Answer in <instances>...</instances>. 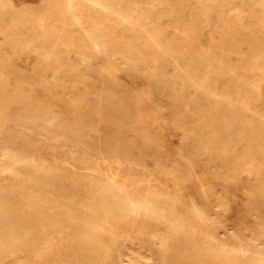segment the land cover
Listing matches in <instances>:
<instances>
[{
  "label": "rangeland",
  "instance_id": "374dc122",
  "mask_svg": "<svg viewBox=\"0 0 264 264\" xmlns=\"http://www.w3.org/2000/svg\"><path fill=\"white\" fill-rule=\"evenodd\" d=\"M68 1L0 0V226L26 233L0 264H92L91 184L111 179L147 215L108 264H264V0Z\"/></svg>",
  "mask_w": 264,
  "mask_h": 264
},
{
  "label": "bare ground",
  "instance_id": "6f19581e",
  "mask_svg": "<svg viewBox=\"0 0 264 264\" xmlns=\"http://www.w3.org/2000/svg\"><path fill=\"white\" fill-rule=\"evenodd\" d=\"M105 1L108 2V0H105ZM67 4H68L67 9L69 10V8L72 5L71 0H69ZM96 13H98V12H96ZM96 13L89 11V14L85 17H83V16L79 17L76 14L72 13L75 25L84 30L86 37L88 36L89 38H92L91 37L92 35L96 34L98 31L103 30L104 21H101V19L99 18V16ZM83 19L85 21L90 22L89 28L84 27V25H83L84 20ZM89 22H86V23H89ZM64 26H65V24H64ZM71 31L72 30H68L67 33H71ZM129 31H130V29H129ZM74 36H76V35H74ZM78 41H80V40H78ZM93 47L96 48L98 55L104 57V53L100 50V47L98 45H94ZM235 162H237V161H235ZM107 186L108 187H106L105 185H100L97 182H93L91 184V192H90L89 200L92 203L89 205V207H90L89 209H94L95 211L102 210L103 221L107 227L105 237H103V238H94V237L91 238L90 237L89 238L91 240L92 245L90 247V250L87 252L85 258H86V261H89L92 264H108V262H109V257H108L109 243H114L118 239H120L124 236L133 234V231L130 232L127 229V222H126L127 218L132 217V216H143L144 217L147 215L146 210H144L143 208H140V207L137 208L135 206L133 199L129 196L124 195L120 191L121 186H120V183L116 179H111L110 184H108ZM109 191H112V194H109ZM262 196L264 197V190L262 191ZM10 207H12L11 201L0 190V215H2L4 218L5 217L7 218L8 215L10 216V214H9V208ZM196 209H197V207H196ZM51 211H53V210H51ZM10 217H12V216H10ZM242 220H243V217H241L240 221H242ZM75 224H76V222H75ZM82 225H83V223L80 222L78 227H80V229H81ZM20 226L18 228H16L14 235H11V229L8 225L0 226V259L5 254V252L7 250H9L12 247H17L19 245L17 243V241L15 240V237H19L20 240H24V238L26 237V235H25L26 233L23 231V229ZM135 232L137 235H140V236H145L148 233H150L146 228H137L135 230ZM202 239L204 242L208 243L212 247V249L217 252L219 257L222 258L223 260H227L229 256L236 257V256L243 253V250L241 248H239V247L232 248L231 245L227 241L219 240L216 232L214 230L209 229V228L203 229ZM157 244L159 247V251L161 252L163 257H166L167 255H169L170 248L173 246L172 241H171L170 231L164 230L162 232V234L160 235V237L158 236ZM40 246H42V245H39V247ZM43 255H44L43 252H38V255L36 258L42 259ZM233 262H234V264H240V260H237V259H235Z\"/></svg>",
  "mask_w": 264,
  "mask_h": 264
}]
</instances>
